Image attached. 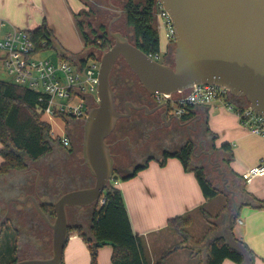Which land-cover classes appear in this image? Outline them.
<instances>
[{
  "label": "crops",
  "instance_id": "crops-1",
  "mask_svg": "<svg viewBox=\"0 0 264 264\" xmlns=\"http://www.w3.org/2000/svg\"><path fill=\"white\" fill-rule=\"evenodd\" d=\"M55 1L0 0V39L15 27L35 29L44 21H47L57 37L56 33H60V30L65 27L69 28L67 25L73 24L74 14L83 9L85 4L83 0L78 4L75 1L64 3L62 0L55 4ZM81 56L83 54L78 55V57ZM168 56L169 54L166 55ZM235 103L239 106L245 105V101L239 98H235ZM196 114L202 117L203 130L208 134L211 148L214 153L216 151L219 153L220 158H216L217 170L221 174L223 187L213 180L207 170L206 172L222 193L215 198L206 199L194 172L186 171L177 157L168 158L165 165L160 164V158H153L147 167L139 171L131 180L123 178L129 174L128 172L118 171L113 183L119 187V177L125 181L120 185L123 187L122 193L133 229L142 237L147 257L150 263L154 264L162 256L154 250L156 246L161 245L166 237L180 235L168 227V220L178 215L190 214L192 224L188 231L197 242L194 245L195 249L179 248L167 257L165 264H184L182 261L178 262V258L180 252L185 249L191 251L188 257L191 264L201 259H204L203 264H205V251L201 245L222 227L223 215L228 213L232 206L231 194L224 186L222 172H225L228 187L236 192V198L240 204V213L233 228L234 235L254 251L256 264H264V207H257L255 201V199L264 200V175L256 176L250 182L242 177L243 172L250 167L264 163V137L244 126L236 111L223 103L194 106L189 109L185 118ZM224 143H229L232 148L234 159L230 164L224 162V159L229 156V152L221 148ZM60 152L65 151L55 147L50 158L56 157V154ZM48 160L47 157H43L37 161H29L26 169L14 170L9 175L0 176V216L2 218L10 208L9 214L18 222L16 232L11 228L14 231L13 234L9 232L11 230H4L1 242L7 245L10 239L13 240V245H16L18 250H16L18 260L48 257L52 252V227L38 212L31 199L33 195L39 202L53 200L57 194L56 191L62 188V182L56 178V175L46 176ZM2 162L1 156L0 165ZM199 162L194 164L202 166L203 164ZM44 179L51 185V190H42L40 184ZM86 180H90V177H86ZM70 182L71 186L79 188L78 179L74 183ZM90 182L87 181V185ZM25 196L28 197L26 201L22 199ZM20 198L22 202L18 200ZM202 207L205 208L206 213L201 210ZM45 212L51 220L56 217L48 211ZM93 212V208L76 210L73 216L75 220L70 223L69 238L64 250L66 264L91 263L88 243L79 230L86 233L88 238H93L91 233ZM20 213L22 216L17 218ZM201 241L202 243L198 244ZM164 247L161 246V251ZM112 253V245L101 246L97 264H112ZM189 262L187 264H190ZM222 264L237 263L231 259H225Z\"/></svg>",
  "mask_w": 264,
  "mask_h": 264
},
{
  "label": "water",
  "instance_id": "water-1",
  "mask_svg": "<svg viewBox=\"0 0 264 264\" xmlns=\"http://www.w3.org/2000/svg\"><path fill=\"white\" fill-rule=\"evenodd\" d=\"M159 1L170 14L175 29L174 64L150 57L122 32L109 27L114 43L100 58L98 103L90 108L83 124V157L95 182L56 200L39 202L31 195L36 209L52 227V252L48 257L20 259L12 264H62L70 229L68 207L81 209L96 205L114 179L115 159L107 137L118 120L130 113V109L128 113L118 109L111 79L114 65L121 56L150 95L173 94L194 84H214L226 87L231 95L246 101L264 116V0ZM161 106L167 115L169 103ZM222 173L232 206L223 215L222 227L201 245L205 263L210 244L224 238L229 247L244 256L245 264H252L250 251L233 232L240 204L236 192L228 187L226 173ZM102 200L104 202L105 198ZM42 203L54 207V220L44 211ZM9 213L10 208L0 220V227ZM94 244L103 245L102 242Z\"/></svg>",
  "mask_w": 264,
  "mask_h": 264
},
{
  "label": "trees",
  "instance_id": "trees-1",
  "mask_svg": "<svg viewBox=\"0 0 264 264\" xmlns=\"http://www.w3.org/2000/svg\"><path fill=\"white\" fill-rule=\"evenodd\" d=\"M85 7L75 13L77 27L85 45L83 56H73L58 43L53 30L44 21L35 29H30L31 36L36 40L38 46L44 50L57 48L62 58L72 59L74 62H86L89 57H99V53L111 47L114 39L110 34L108 23L101 20L94 23L95 10L91 5L92 0H83ZM159 0H124L122 12L125 14L126 25L132 28L131 41L147 54L161 52L159 30L156 22L157 3ZM46 42L44 47L41 44ZM39 93L28 87L4 81L0 79V154L3 162L0 165V176L9 175L14 170H23L28 167L29 161H37L50 154L58 145L59 138L51 134L52 125L44 119V111L38 102ZM187 114V113H186ZM185 114V115H186ZM208 130H210L208 128ZM222 150L229 152L224 159L230 164L234 155L229 143L221 146ZM193 144L189 143L181 149L166 151L160 159V164L165 165L168 158L177 157L181 160L186 171L194 172L202 192L206 199H212L222 193L214 182L209 178L205 166L195 165L193 162ZM149 161L137 167L124 179L134 177L139 171L146 168ZM105 194V195H104ZM105 198V201H100ZM98 205L94 208L91 233L93 238H88L81 229L80 234L88 243L91 254V264H97L99 248L105 244L113 246L112 264H151L142 237L137 234L126 207L122 190L111 181L104 191ZM257 207H264V200L255 199ZM45 211L55 214L52 206H42ZM201 210L206 213L205 208ZM192 224L190 214L178 215L168 220V227L180 234L183 238L165 251L160 259L154 264H165L167 257L179 248L189 247L192 249L197 243L191 237L188 229ZM4 225V224H3ZM7 231L11 230L5 224ZM0 230V242L3 234ZM14 233V231H9ZM95 242H102L103 245L96 246ZM252 256V264L255 263L256 254L242 241ZM198 242V244H201ZM14 258L8 264L18 260L16 256V245H13ZM10 252V251H9ZM199 252H202L199 250ZM225 259H231L237 264H245L244 256L237 250L232 249L224 238H220L210 244L207 250L205 264H222ZM201 259L199 264H203ZM62 264H66L64 259Z\"/></svg>",
  "mask_w": 264,
  "mask_h": 264
},
{
  "label": "flooded vegetation",
  "instance_id": "flooded-vegetation-1",
  "mask_svg": "<svg viewBox=\"0 0 264 264\" xmlns=\"http://www.w3.org/2000/svg\"><path fill=\"white\" fill-rule=\"evenodd\" d=\"M121 13L123 14L122 10L119 14ZM117 19L118 16H113V21L111 20V23L108 25V27L111 26L112 30ZM120 32L131 41V37L123 32V30ZM164 62L173 65V56L169 59L166 57ZM126 64V61L121 56L114 65L112 77L113 75L117 77L119 85L124 84L125 77L123 74ZM113 88L116 92L118 109L123 113H128V109H130V113L118 120L114 131L107 137V142L110 144L115 159L114 179L116 178V171L131 173L137 167L153 158L161 159L166 151L181 149L189 143L193 144L192 153L196 160L201 162L202 160L199 158L204 155L207 164H212L215 170L218 169V160L213 155L214 150L211 148L208 134L203 130L201 116L196 114L185 118V114L178 115L175 108H169L168 114L164 115L165 109L161 105L167 102L162 101L161 97L157 95L148 94L143 87L137 89L131 86L127 89L122 88L119 91L114 84ZM96 105H91L90 108ZM84 119L80 117L69 120L70 126L67 130V135L71 138L70 144L64 146L58 141L57 145L59 150L65 152L56 154V157L50 158L52 153L46 156L49 159L46 176L56 175V178L62 182V188L56 191L57 194L53 200L59 199L73 190L90 187L95 182V178L91 174L83 157ZM173 142L176 145L175 148H171L172 145L170 144ZM86 177H90V180H86ZM77 179L80 186L79 188H74L70 185V181L74 183ZM87 181H91L88 183L89 185H87ZM40 186L43 191L52 189L45 179L42 180ZM96 205L82 208L94 209ZM76 210L78 208L68 207L70 223H73L75 220L73 216ZM21 216L22 214L20 213L17 215V218ZM17 223V220L9 214L3 224H8L16 232ZM4 225L1 227L3 230H6Z\"/></svg>",
  "mask_w": 264,
  "mask_h": 264
},
{
  "label": "built area",
  "instance_id": "built-area-1",
  "mask_svg": "<svg viewBox=\"0 0 264 264\" xmlns=\"http://www.w3.org/2000/svg\"><path fill=\"white\" fill-rule=\"evenodd\" d=\"M159 19L163 20V24L168 27L171 40H175V29L170 14L160 1L157 3L156 11L158 30ZM45 45L46 42H43L41 47ZM0 51H3L0 60L11 76V81L39 93L38 102L44 111V119L46 116L64 117L67 120L86 118L90 106L98 103L100 57H89L84 63L62 57L56 61L43 57V53L48 50L38 46L30 30L16 27L0 39ZM148 55L160 60L162 53ZM155 95L169 103L170 108H175L178 115L186 114L190 108L197 105L221 102L236 111L244 126L264 137V116L256 112L246 101L244 106L236 105L235 97L226 87L194 84L173 94L156 93ZM51 134L56 138L53 129ZM58 138L64 146L70 144L68 135L58 136ZM263 175L264 163L261 162L244 171L242 177L250 182L254 177Z\"/></svg>",
  "mask_w": 264,
  "mask_h": 264
},
{
  "label": "rangeland",
  "instance_id": "rangeland-1",
  "mask_svg": "<svg viewBox=\"0 0 264 264\" xmlns=\"http://www.w3.org/2000/svg\"><path fill=\"white\" fill-rule=\"evenodd\" d=\"M59 1L61 0H56L55 4H57ZM73 2L75 1L77 4L81 2V0H62V2ZM93 2H91V5L93 6L94 10H95V17H94V23L98 24L99 21L101 20H105L107 21L108 25L111 23V20L113 19V16L117 17V22L114 25L113 31H122L125 32L127 35H129L131 38H133L132 35V28L128 27L126 25V21H125V14H119L123 8V2L124 0H92ZM57 6V5H56ZM113 21V20H112ZM158 24H160L159 27V36H160V42H161V53L162 56L160 58L161 62L165 61L166 58V53L168 51V59L169 58H174V50H175V40H171L170 35L168 33L169 29L168 27L163 24V20L159 19L158 20ZM67 28H63L60 30V33H56L57 37V41L59 44H61V47L63 46L64 49L69 52L71 55L73 56H78L81 54H84L85 52V45L83 42V39L81 37V34L79 32V29L77 27V23H76V18H75V14H74V18H73V24L72 25H67ZM73 27V28H70ZM59 46H57V48H52L49 49L48 51L43 53V57H48L51 58L53 60H58L60 59V53H59ZM3 54V51H0V55ZM100 58L102 56V53H99L98 55ZM72 60V59H70ZM127 63V62H126ZM124 77H125V81L123 82L124 84L119 85L118 81H117V77L115 75H113V86L115 84V86H117V89L119 91H121L122 88L127 89L130 88L131 86L136 87L137 89H141L142 85L140 83V81L138 80L136 74L131 70V68L129 67L128 64H126L125 66V70H124ZM0 79L4 80V81H11V76L7 73L3 62L0 60ZM221 103V102H220ZM215 104V103H214ZM212 105V104H211ZM173 107H175L172 104ZM46 120H48L51 125H52V129L54 132V136L56 138L59 137H63L64 135H67V130L70 126V121L67 120L64 117H54V118H49V117H45ZM71 139V138H70ZM170 145L171 148H175V143H171ZM214 157L219 159V153L218 151H216L214 153ZM200 160H202L201 162H199L200 164L205 165L207 168V172L208 174L213 178V180L215 182H217L219 184V186L223 187V181L221 180V174L213 169L212 164H207V160L206 157L204 155H202L200 158ZM0 160H1V156H0ZM193 163H197L199 160H193ZM115 174H118V171L115 172ZM134 179V178H132ZM127 180H131L127 179ZM119 181L120 184H122L124 181V179H121V177H119ZM114 182V181H112ZM119 184V188L121 190H123L122 185ZM105 195V194H104ZM27 196L23 197L22 199L25 200ZM21 199V198H20ZM21 199V200H22ZM103 200L100 201L99 206H101ZM169 236L166 237L164 239V241L161 243V245H157L156 248L154 249L157 253L159 252L160 255L163 254V252H165L168 248H170L171 246L177 244V243H181V241L183 240L181 235H176V236ZM165 244V245H164ZM106 245H111V244H106ZM161 246H165L164 249L161 251ZM13 240H9V244L5 245L3 244V241L1 242L0 245V264H8L10 262V260L12 258H14L15 256L13 255ZM10 251V252H9ZM191 254V251L189 249H185L182 252H180L179 254V258H178V262H183L184 264H187V262H189V256ZM12 255V257L10 258V256ZM91 258V256H90ZM65 259V258H64ZM92 259H90L91 262ZM200 261H194L193 264H199ZM191 264V262H189ZM91 264V263H90Z\"/></svg>",
  "mask_w": 264,
  "mask_h": 264
}]
</instances>
